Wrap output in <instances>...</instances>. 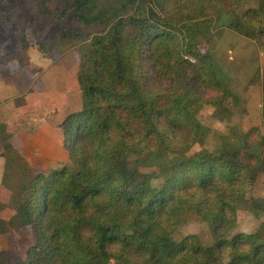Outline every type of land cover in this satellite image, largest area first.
Wrapping results in <instances>:
<instances>
[{
	"label": "trees",
	"instance_id": "trees-1",
	"mask_svg": "<svg viewBox=\"0 0 264 264\" xmlns=\"http://www.w3.org/2000/svg\"><path fill=\"white\" fill-rule=\"evenodd\" d=\"M24 3L0 8V36L19 42L5 58L23 65L31 32L46 54L77 45L82 107L60 124L70 162L39 173L0 110L1 184L9 193L0 213L15 210L10 219L0 214V235L25 226L34 234L25 259L0 250V264H264V220L252 233L237 231L242 211L264 214V199L248 195L264 176V139L252 129L239 142H212L195 115L206 104L224 120L234 96L198 36L226 27L264 52V0L247 9L243 0ZM54 18L62 27L40 41ZM149 153L160 165L123 162ZM199 221L209 223L211 245L195 234L174 239L183 224Z\"/></svg>",
	"mask_w": 264,
	"mask_h": 264
},
{
	"label": "rangeland",
	"instance_id": "rangeland-1",
	"mask_svg": "<svg viewBox=\"0 0 264 264\" xmlns=\"http://www.w3.org/2000/svg\"><path fill=\"white\" fill-rule=\"evenodd\" d=\"M259 2L243 0V9L258 7ZM11 7L25 9L24 0H0V8ZM58 7V3L52 4L53 11L56 12ZM62 25L63 20L54 18L40 41L48 40ZM30 39L33 42L23 53L21 65L17 60L5 58L18 49L17 39L0 36V87L5 89L0 93V110L4 123L15 131L14 141L19 150L27 157L33 170L39 173L60 169L70 162L60 124L69 113L82 107L78 83L81 56L77 45L65 46L51 55L39 49L37 34L31 32ZM198 41L201 50L212 55L221 70L224 84L234 96L229 104L230 117L220 120L214 116V107L203 104L195 111L197 120L210 128L212 142L224 136L234 137L239 142L242 134L252 129H256L254 138L258 134L264 139V52L259 42L226 27L213 28L207 37L199 35ZM18 98H24L25 104L16 106ZM234 131L237 135L233 134ZM257 151L262 153V147H258ZM243 158L244 154H241L239 159ZM162 161L156 153L144 156L126 154L123 157V162L141 169L155 168ZM2 166L4 159L0 156V175ZM248 195L264 199V176L250 187ZM8 196L0 181V201H7ZM0 214L10 219L15 210L9 207ZM263 220V213L242 211L237 231L252 233ZM189 234H195L204 246L213 243L211 227L206 221L183 224L174 239L180 241ZM33 244L34 234L30 226L0 235V250L9 251L15 262L25 259L27 250Z\"/></svg>",
	"mask_w": 264,
	"mask_h": 264
},
{
	"label": "crops",
	"instance_id": "crops-1",
	"mask_svg": "<svg viewBox=\"0 0 264 264\" xmlns=\"http://www.w3.org/2000/svg\"><path fill=\"white\" fill-rule=\"evenodd\" d=\"M3 91H5L4 87H0V93L3 92ZM1 152H2V151H1ZM1 152H0V153H1ZM3 169H4V167L2 166V172H1V175H0V181H1V179H2Z\"/></svg>",
	"mask_w": 264,
	"mask_h": 264
}]
</instances>
